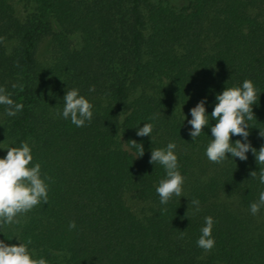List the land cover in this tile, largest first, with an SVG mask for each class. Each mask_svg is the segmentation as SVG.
I'll use <instances>...</instances> for the list:
<instances>
[{
	"label": "trees",
	"instance_id": "1",
	"mask_svg": "<svg viewBox=\"0 0 264 264\" xmlns=\"http://www.w3.org/2000/svg\"><path fill=\"white\" fill-rule=\"evenodd\" d=\"M244 79L257 89L248 141L258 150L264 0H0V88L22 104L14 116L0 105V148L27 142L48 184L47 201L0 228V240L29 242L48 264H264V206L249 212L264 164L250 151L211 162L209 129L194 140L186 131L197 100L206 97L210 113L214 94ZM72 87L93 105L81 127L58 115ZM143 122L150 138L135 134ZM128 140L142 144L141 156ZM169 141L183 196L162 205L164 170L149 154ZM205 216L208 250L196 245Z\"/></svg>",
	"mask_w": 264,
	"mask_h": 264
},
{
	"label": "clouds",
	"instance_id": "2",
	"mask_svg": "<svg viewBox=\"0 0 264 264\" xmlns=\"http://www.w3.org/2000/svg\"><path fill=\"white\" fill-rule=\"evenodd\" d=\"M167 83V82H166ZM93 90L89 86V92ZM206 97H201L194 106L188 109L186 131L191 140L196 139L202 132V127L209 129V141L204 148L205 157L214 163H221L233 157L246 160L249 151L252 152L256 164H264V143L257 150L248 141L249 124L254 115L252 106L257 101V89L250 79H244L237 86L223 87L214 94L211 112H206ZM62 108L58 115L68 120L76 127H81L86 121L92 119L93 105L88 98L79 93L75 87L64 90L62 96ZM0 105L4 106V113L14 116L22 108V104L14 102L9 93L0 88ZM211 121L214 123H209ZM185 119L182 114V121ZM136 136H147L153 131L150 122H143L142 126L134 127ZM239 135V139L230 140V136ZM258 135L264 138V130L258 129ZM129 146L135 148L136 157L143 154L142 144L134 140H128ZM3 156H0V228L16 223L18 214L32 209L37 204L47 201L48 184L47 177L42 176L41 166L38 162H32L30 145L21 141L19 145L9 144ZM176 144L169 141L163 147L151 148L149 163L154 162L162 166L164 175L155 186L160 204H166L172 196L182 195L184 176L181 174L177 155ZM227 153V155H226ZM135 157V158H136ZM233 160V159H232ZM249 175H255L251 171ZM260 184H264V168L260 169ZM193 205L198 201L192 200ZM261 206H264V190L258 194V199L249 204V212L256 214ZM213 220L210 216L204 217V223L200 227V235L196 239V245L205 250L211 249L215 243L211 236ZM69 222V227H73ZM17 243H5L0 240V264H48L44 257H36L28 248L29 242H22L17 237Z\"/></svg>",
	"mask_w": 264,
	"mask_h": 264
},
{
	"label": "rangeland",
	"instance_id": "3",
	"mask_svg": "<svg viewBox=\"0 0 264 264\" xmlns=\"http://www.w3.org/2000/svg\"><path fill=\"white\" fill-rule=\"evenodd\" d=\"M150 1L156 4L168 5V6H174V7H180L187 3V0H150ZM15 8H16V11L20 14L21 2L17 1ZM48 47H49L48 43L43 44L41 55H44L48 51L47 50Z\"/></svg>",
	"mask_w": 264,
	"mask_h": 264
}]
</instances>
